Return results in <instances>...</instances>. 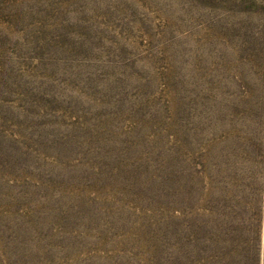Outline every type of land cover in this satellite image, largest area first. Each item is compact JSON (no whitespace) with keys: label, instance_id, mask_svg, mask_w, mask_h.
I'll list each match as a JSON object with an SVG mask.
<instances>
[{"label":"rangeland","instance_id":"374dc122","mask_svg":"<svg viewBox=\"0 0 264 264\" xmlns=\"http://www.w3.org/2000/svg\"><path fill=\"white\" fill-rule=\"evenodd\" d=\"M0 264H264V0H0Z\"/></svg>","mask_w":264,"mask_h":264}]
</instances>
